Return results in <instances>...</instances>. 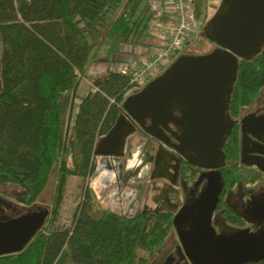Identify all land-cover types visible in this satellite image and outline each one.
Returning a JSON list of instances; mask_svg holds the SVG:
<instances>
[{
    "label": "trees",
    "instance_id": "1",
    "mask_svg": "<svg viewBox=\"0 0 264 264\" xmlns=\"http://www.w3.org/2000/svg\"><path fill=\"white\" fill-rule=\"evenodd\" d=\"M194 6L198 17L200 0ZM149 20L148 0H0V186L19 189L21 204L30 206L57 165L47 220L23 250L0 256V264H149L169 238L172 213L122 217L95 209L87 186L71 226H55L68 176L92 174L95 141L114 124L126 94L138 88L127 74L110 71L91 81L97 91H88L76 107L74 92L88 64L111 52L107 43L138 41ZM262 88L264 48L252 59L238 60L229 117L237 120ZM223 153V189L253 180L238 167L237 124ZM222 214L242 224L233 209ZM241 264H264V257Z\"/></svg>",
    "mask_w": 264,
    "mask_h": 264
},
{
    "label": "water",
    "instance_id": "2",
    "mask_svg": "<svg viewBox=\"0 0 264 264\" xmlns=\"http://www.w3.org/2000/svg\"><path fill=\"white\" fill-rule=\"evenodd\" d=\"M202 34L215 44L210 52L177 56L141 89L124 97L114 124L95 141L91 182L97 180L107 192L106 210L122 217L175 212L172 223L182 247L177 253L192 264L257 262L264 257V228L216 233L211 216L222 186V147L237 123L229 117L228 108L238 60L252 59L264 48V0H221ZM250 121L254 125L250 133L264 135V115ZM167 132L175 143L168 144L160 136ZM135 137L138 140L132 145ZM242 152L241 161L245 158ZM177 156L208 170L206 188L189 205L179 201L178 164L176 168L172 165L179 160ZM249 158L248 165L264 172V156ZM155 179L164 180L165 189L156 194L163 206L152 209L143 202ZM113 205L115 210H111ZM48 216V206L34 203L14 216L0 218V256L23 250ZM254 216L264 223V214ZM186 221L189 228L182 230Z\"/></svg>",
    "mask_w": 264,
    "mask_h": 264
},
{
    "label": "flooded vegetation",
    "instance_id": "3",
    "mask_svg": "<svg viewBox=\"0 0 264 264\" xmlns=\"http://www.w3.org/2000/svg\"><path fill=\"white\" fill-rule=\"evenodd\" d=\"M257 97L252 104L245 106L240 110L236 123L238 125L239 140L238 167L240 169V172L243 173L244 176H251L253 177V180H249L246 182L241 180L235 183L232 187L226 189H223L222 184L220 193L218 195V201L211 216V225L216 233L230 234L240 229H248L252 232H259L264 228L263 221L254 216L257 215L261 217L264 214V172L259 170L258 167L255 165L247 164V162L250 160L249 156H264V145L259 142H264V135L255 136L252 135L249 131L254 126L253 121L250 120H253L255 117L264 115V88L259 91ZM174 114L177 116L179 115L177 111H175ZM243 119L245 120V122L243 126L244 128L242 129L241 121ZM170 126L173 127L172 125ZM165 134L166 135L160 136L164 138L168 144L175 143L173 135H170V133L168 132ZM137 140L138 138L135 137L134 140L131 142L132 145H135ZM155 143L156 145L159 144V142L156 140ZM127 146L128 145L126 144L125 151H127ZM161 146L166 148L168 151L174 152L173 149L168 146H165L164 144H161ZM131 151H135L134 146L132 147ZM241 152L244 154L245 157L242 161ZM177 159H179L178 156ZM185 162L186 161L184 159L180 158L178 161L173 160L172 164L175 168L178 164L179 173L177 180L179 181L180 189V205H189L193 203L207 186V177H205V175L207 174L208 170H205L203 168H197L196 166H193L191 164L189 165L188 163H186L187 171H184L183 167H185ZM96 181L97 180H94L93 182ZM154 181L155 183L153 185H158L161 191L163 190V188L165 189V187H163L164 184L161 183L160 179ZM158 186H156L155 188H157ZM98 188L100 189L101 187L98 185ZM153 197L158 200L156 194L154 196L149 195V198L144 200L143 203H146L148 199H151L153 205L149 206L148 204L147 206L151 207L152 209L163 206L160 203L155 204ZM227 207L233 209L239 216H241V218L243 219L241 225L232 224L223 217V210ZM115 209V205L111 206V210ZM170 213H172L173 216L175 212ZM189 224L190 223L186 221L185 223L181 224L180 227L182 230H187L189 228ZM170 239L171 243L168 246L169 248L172 247L171 251H169V253L165 256L163 260L156 263L152 262L151 264H184V259H182L177 253L179 249L182 250V247L178 238V233L174 226L169 238L158 249V251L165 247L166 243Z\"/></svg>",
    "mask_w": 264,
    "mask_h": 264
},
{
    "label": "built area",
    "instance_id": "4",
    "mask_svg": "<svg viewBox=\"0 0 264 264\" xmlns=\"http://www.w3.org/2000/svg\"><path fill=\"white\" fill-rule=\"evenodd\" d=\"M148 5L155 47L138 65L119 70L138 90L165 69L204 23L195 14L194 0H148ZM89 91L95 92L97 87L90 83Z\"/></svg>",
    "mask_w": 264,
    "mask_h": 264
},
{
    "label": "rangeland",
    "instance_id": "5",
    "mask_svg": "<svg viewBox=\"0 0 264 264\" xmlns=\"http://www.w3.org/2000/svg\"><path fill=\"white\" fill-rule=\"evenodd\" d=\"M220 1L221 0H200L201 12H200V15L198 17L201 21L204 22L203 25L205 24L207 19L209 17H211V15L214 14V12L216 11V9L218 8V6L220 4ZM203 25H202V27H203ZM151 27H152V23L151 24L149 23V25L147 26L146 33H147V35L149 33L152 36L153 31H152ZM202 27L199 31L200 33H202ZM144 38H145V36H144ZM148 39H149V37H148ZM192 39L193 38H191L190 39L191 41L188 43V48H187V54L188 55L204 54V53L210 52L214 47L204 36L202 37L199 34L196 36L195 39H193V40ZM137 42H140V39L136 42L131 41L130 44H135ZM152 44H154V42ZM152 51L153 50H151V52ZM179 53L178 54L176 53L175 56L176 57L179 56ZM149 55H146L144 57L146 58ZM180 55H181V53H180ZM175 56L173 58H171L169 64L176 58ZM87 68H88V66H87ZM86 71H87V69H86ZM86 71H85L84 78L87 77ZM95 78H98V77L91 78L90 80H93ZM75 105L76 104H74V107H75ZM73 113H74V111H73ZM75 153H76V150H75ZM250 171H253V170H250ZM92 175H93V173L90 174V176L87 177L86 179L76 178L77 179L76 182L75 181L72 182V180H68V188H64L63 200L61 202L60 210H59V216H58V219H57L56 224H55L56 227H58V228H69L71 226L72 220H73V213H74L78 203L82 200L83 189L85 186H87V182L89 183L91 181ZM70 176H72V175H70ZM56 179H57V165L54 166V168L51 172L50 178L48 180V183H47L46 187L44 188L43 192L41 193V195L39 196L38 201L36 203H39V204L44 205V206H48V208H50L51 195H52L54 187H55ZM155 180H159V179H155ZM160 180H161V183L165 182L162 179H160ZM156 191H157V188L155 189V185H152L149 188L148 194L150 196H154ZM100 192H101V194L99 195V197L103 201V203H105L104 207L97 203L95 197H92V201H94L93 202L94 208L95 209L96 208H105L106 209V207L108 205V198L106 196L107 192L103 191L102 188H100ZM149 201L151 202L152 200L149 199ZM27 207H29V206H23L20 202V191H19V189L15 188L13 186H9V185L0 186V218H3L4 216L5 217L14 216L20 210L25 209ZM176 236H177V234H176ZM170 243H171V239L166 243L165 247H163L161 250L157 251L154 254V256L148 260V263L151 264L152 262L156 263V262L163 260L165 258V256L169 253V251H171V249H172V247L169 248V246H168V245H170ZM167 248H168V250H167ZM139 254L146 256V252H144L142 250L139 251ZM184 264H192V263L186 258V259H184Z\"/></svg>",
    "mask_w": 264,
    "mask_h": 264
},
{
    "label": "crops",
    "instance_id": "6",
    "mask_svg": "<svg viewBox=\"0 0 264 264\" xmlns=\"http://www.w3.org/2000/svg\"><path fill=\"white\" fill-rule=\"evenodd\" d=\"M146 31L147 28L145 30V33H143V35L140 36L139 38L140 42H137L135 44H130L131 42L130 40L121 43H107V45L104 47L106 49L111 50V52L105 54L106 56L100 54V57L89 63L86 71L87 77L82 78V80L79 82L77 86L76 91L74 92L73 104L77 105L80 102V99L88 93L90 82L92 81L90 80L91 78L103 77L110 71H119L120 69L125 67L136 66L137 64H139L141 59L145 58L144 56L149 55L151 53V50H153L155 47V44L152 43L153 42L155 43L156 40L155 37L151 36L149 33L147 35ZM131 93L134 92H128V94ZM76 178H81V177L75 175L69 176L68 179L66 180L65 188H68V180H72V182L74 181L76 182L77 180ZM156 186L158 185H155V187ZM87 188L89 190L90 195L96 198L97 203L104 207L105 203H103V201L99 197L100 189L98 188L97 181L91 183L87 182ZM157 189H159V186L157 187ZM157 192L158 191H156L155 194H157ZM156 203L162 204L160 200L155 201V204ZM144 204L146 205L149 204L150 206L153 205V202L152 201L150 202L148 199L147 202Z\"/></svg>",
    "mask_w": 264,
    "mask_h": 264
}]
</instances>
